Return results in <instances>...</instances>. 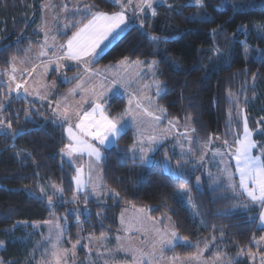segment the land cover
Masks as SVG:
<instances>
[{
	"label": "trees",
	"instance_id": "obj_1",
	"mask_svg": "<svg viewBox=\"0 0 264 264\" xmlns=\"http://www.w3.org/2000/svg\"><path fill=\"white\" fill-rule=\"evenodd\" d=\"M43 1L0 0V67H7L12 56L23 55L39 41L37 25ZM86 3L93 6L92 11L118 9L114 0ZM255 25H262L259 33ZM262 33L264 0H203L198 8L191 0H169L145 11L94 64H110L124 57L155 59L163 87L158 101L168 119L191 120L196 146L210 137L229 138L240 129L230 119L234 103L229 94L241 100L250 125L264 129ZM73 81L57 82L56 91ZM106 104L111 114H117L125 99L114 94ZM0 110L11 125L0 133V264L37 263L34 236H28V230L16 222L43 220L50 213L62 215L75 207H80L78 215L61 218L66 224V240H78L85 233L114 234L121 209L137 205L148 207L153 217L168 215L178 233L192 241L176 243L167 249L172 253H194L205 245L206 256L259 248L252 240L264 227L257 225V214L249 213L256 208L249 212L234 209L235 198L221 187L206 181L197 186L191 168L182 169L179 175L167 171L164 155L170 150L169 142L158 147L148 164H141L129 150L135 134L127 128L115 146L103 150L101 187L106 194L94 198L86 192L87 199L79 194L77 201H70L75 166L61 157L67 138L62 125L49 118L48 105L10 95L0 84ZM256 137L263 138L261 134ZM22 154L28 163L21 160ZM41 185L49 191L43 192ZM53 186L62 189L60 196L50 190ZM180 188L187 189L194 215L176 196ZM52 198L56 200L49 204ZM76 217L80 218V232Z\"/></svg>",
	"mask_w": 264,
	"mask_h": 264
},
{
	"label": "rangeland",
	"instance_id": "obj_2",
	"mask_svg": "<svg viewBox=\"0 0 264 264\" xmlns=\"http://www.w3.org/2000/svg\"><path fill=\"white\" fill-rule=\"evenodd\" d=\"M168 1L153 0L152 7L154 4L167 3ZM191 2L196 5L195 0H191ZM140 3L141 0H121L119 4L116 3L118 9L113 12L123 10L126 17L125 23L109 37V40L101 44L100 49H97L98 55L94 56L90 63L68 59L60 60L58 62L64 64L65 67L57 72L55 70L56 63H49V61H54L56 57L64 55L66 48L61 49L60 45H66L69 37L83 27L91 19L92 13L97 11L90 9V11L85 12V7L91 6L90 3H86V0H44L41 4V18L37 25L41 35L39 41L28 46L23 55L12 56L7 67H0V84L4 85L5 90L10 95L19 96L42 105L47 104L49 118L61 124L64 129L67 138L66 145L71 143L65 131L69 124L67 121H62L60 117V113L63 112L65 106L75 108L77 104L84 102L83 108L80 109L82 113L83 111H90L95 102L107 105L106 102L109 97L114 94L122 95L125 99L122 110L117 114H111L106 106V113L111 117H119L126 108L130 109L129 115L125 117L128 121L126 129L131 128L135 134V155L138 162L140 141L143 140V146L147 148L148 136L163 137L157 148L161 144L166 142L168 144L169 142L170 147L168 148L170 150L166 151L164 155L167 171L171 168L176 173L173 175H179L182 169L185 168L195 170V184L197 186H202L203 182L206 181L210 186L221 187L225 193L235 198L236 207L234 206V209L238 208L241 211L249 212L256 208V210L249 213L257 214V225L264 227V224L260 221V212L264 211V205L252 202L246 193L239 188V176L235 171V161L230 155L235 148L234 141L243 132L245 118L249 129L253 131V139L258 145L253 150L254 155L264 152V129L262 125L257 128L250 125L244 105L237 96L229 94L234 103V108L230 112V119L237 122L240 129L235 131L229 138L210 137L194 146L195 139L191 120L168 119L166 110L158 101L161 93L157 92L155 85V81H160L156 75L158 66L155 64L152 68L149 67L153 61H156L155 59L141 60L124 57L110 64H94L96 59L106 51L121 33L132 24L137 23L145 11H151L152 7L149 8L147 5H144V10L141 11ZM86 14L90 16L85 19ZM66 25L71 26L66 27ZM73 26L75 29L69 36L65 37V33L69 32V29ZM140 27H142L141 24ZM254 28L259 33L263 27L262 25H255ZM262 34L264 35V33ZM41 52L44 55H41ZM84 59L87 61V58ZM135 61L142 63L137 65L133 63ZM45 66H47V71H45ZM73 79V83L66 89L56 91L57 82H69ZM17 84L23 85L18 91L16 90ZM77 84H80L81 87L77 88L75 92H71L70 90L74 89ZM24 88H27V91H24ZM93 89L95 94L92 92ZM100 92H103L104 95L97 99ZM129 100H132L131 105H129ZM137 102L141 107H136ZM161 109H163V113ZM145 110L153 115H147ZM154 116H162V119L156 121L153 119ZM133 117L135 118L133 119ZM0 121H3V124H0V133L6 132L9 126L4 120L1 110ZM76 122H78V118L73 116L71 121L73 128ZM257 134H261L263 138H257ZM224 141H228L231 148L225 147ZM92 142L99 147L98 142ZM62 150L61 157L63 159H70L76 170L82 169L81 177L84 182L81 187H78L74 179V192L69 200L77 201L79 194L84 195L86 192L88 196L94 198L105 195L106 190L103 193L101 187L103 184L102 173L99 174V178L95 175L98 168H101L102 172V165L99 167L101 161H97L95 157L86 152L82 154L74 153L72 156H68L65 146ZM103 150L104 148H101L102 155ZM220 152L229 153V155L222 157L217 154ZM152 154L149 153V162L152 159ZM21 156L20 158L24 163L30 161L23 159L25 155L22 154ZM225 167L231 171V178L223 171ZM76 176L77 173L74 177ZM232 185L235 186V190H233ZM57 188L61 189L53 186L50 190L60 196L62 191L57 192ZM40 189L43 192L49 191L43 185L40 186ZM176 196L194 215V208L187 194V189H178ZM84 199H87V196L84 195ZM51 200L54 201L56 198ZM123 208L119 212V227L114 234L96 235L85 233L80 235L78 240L65 239L66 224L61 221V218L69 213L78 215L80 207L68 208L66 213L62 215L50 213L43 220L18 221L16 225H22L28 230V236H34L33 245L37 254L36 264H49L51 252L56 249L67 250L63 254L62 264H235L237 261H241L239 264H264V240L261 239L264 237V232L252 240L253 244L259 247L258 249L240 250L235 254L216 251L211 256H206L205 245L197 252L180 255L167 249L176 243H184L182 239L174 241L172 246L164 248H160L158 244L154 243L159 239V234H170L171 231H176L178 236L183 238L169 221L168 215L153 217L149 214L148 207H138L137 205H125ZM75 222L79 231L81 229L80 218L76 217ZM57 224L61 227L57 228ZM191 242L188 239V243ZM53 245L56 246V249L52 247ZM73 245H75L74 249ZM141 253L145 254L142 258ZM197 256L198 259H195L194 257Z\"/></svg>",
	"mask_w": 264,
	"mask_h": 264
},
{
	"label": "snow or ice",
	"instance_id": "obj_3",
	"mask_svg": "<svg viewBox=\"0 0 264 264\" xmlns=\"http://www.w3.org/2000/svg\"><path fill=\"white\" fill-rule=\"evenodd\" d=\"M117 4L121 2V0H115ZM153 0H141L140 10H144V5H147L149 8L152 7ZM195 4L198 7L203 6V0H195ZM93 6H86L85 12L90 11ZM125 14L124 11L113 12L111 14L97 11L92 13L91 19L83 25V27L79 28L77 32H74L71 37L65 44H61L60 48L65 49L63 56L56 57V60H50L49 63H56V71L59 72L60 69L65 67L64 64L59 63L58 61L63 59L75 60L81 62L90 63L92 58L96 55L97 49H100L101 44L105 41L109 40V37L116 32L117 29L120 28L122 24L125 23ZM71 25H66V27H70ZM151 39H158L156 36H152ZM41 55H44L41 52ZM84 58H87L85 61ZM134 64L139 65L140 61L133 62ZM157 61H153L152 64L149 65L152 68ZM15 71V70H14ZM45 71H47V66H45ZM31 75V73H29ZM14 79V77H13ZM114 83H116L114 81ZM155 85L157 87V92L162 91V82L155 81ZM23 87L21 84L16 85V90H20ZM81 85L77 84L74 89L70 90L71 92H75L77 88H80ZM24 91H27V88H24ZM93 94H95V90H92ZM104 93L100 92L97 96V99L103 97ZM83 103L81 102L75 106V108L71 106H65L62 113H60V117L62 121H67L69 126L65 129L68 134V137L71 143L65 145V149L67 150V155L72 156L74 153H88L90 156L95 157L97 161L102 159V151L101 148L107 150L109 145L115 146L116 141L126 133V126L128 124L127 117L129 115L130 109L126 108L119 117H111L106 113V105L100 102L93 103V107L90 111H83L81 113L80 109L83 108ZM132 104V100H129V105ZM136 107L139 108L141 105L139 102L136 103ZM146 114L152 116L151 112L145 110ZM163 113V109H161ZM76 116L78 118V122L75 123L74 128L72 126V117ZM135 117H133L134 119ZM154 120L160 121L162 116H154ZM171 123V121H170ZM0 124H3V121H0ZM11 127V125H9ZM195 131L194 129L192 130ZM14 134V133H13ZM163 139L161 136H148V147L145 148L143 146V140L140 141L139 148V162L141 164H146L150 160L149 153H154L158 150L157 145ZM92 141L98 142L99 147L96 143ZM210 142V141H209ZM234 151L231 152V158L235 161V171L239 176V188L246 193L247 197L250 198L252 202H258L261 205H264V152H261L259 155H254L253 150L258 147L253 139V131L249 129L247 119L244 120L243 132L239 135L235 141ZM136 141L133 142V146L129 149L133 152V159H137L136 153ZM224 146L227 148H231L228 141H224ZM64 151V150H62ZM222 157L225 155H229V153H217ZM77 176L74 177L76 180L77 186L81 187L83 185V180L81 177L82 169H77ZM225 173L228 174L229 178H231V171L225 167L223 169ZM171 174H176L174 170L169 169ZM233 190H235V186L232 185ZM57 192L62 191V189L57 188ZM53 203L50 199L49 204ZM143 211V210H141ZM260 221L264 224V211L260 212ZM57 228L61 226L59 224L56 225ZM62 231V229H61ZM59 239V237H57ZM183 240L184 243H188L187 237H179L176 231H171L170 234H159V239L155 241V244H158L160 248L172 246L174 241ZM264 240V237L261 238ZM199 240V238H198ZM2 243V242H0ZM56 249V246H52ZM198 247V242H197ZM75 245H73V249ZM67 250L56 249L51 252V257L49 264H62L63 254ZM202 251V250H201ZM141 258L145 255L141 253ZM198 259L197 257H194Z\"/></svg>",
	"mask_w": 264,
	"mask_h": 264
},
{
	"label": "crops",
	"instance_id": "obj_4",
	"mask_svg": "<svg viewBox=\"0 0 264 264\" xmlns=\"http://www.w3.org/2000/svg\"><path fill=\"white\" fill-rule=\"evenodd\" d=\"M102 149H103V148H102ZM64 159H65V158H64ZM65 160H67V161H69V162H72L70 159H65ZM100 161H101V159H100ZM100 165H101V164H99V167H100ZM100 169H101V168H98V169L96 170V174H95L96 177H98V178H99V174L102 173ZM76 173H77V171H76V168H75L74 176H75ZM86 174H87V173H86ZM89 176H90V175H89ZM73 181H74V177H73ZM126 207H128V206H126ZM138 207H145V206H138ZM123 209H124V208H123ZM123 209H122V210H123ZM142 209H143V208H142ZM145 209H146V208H145ZM143 211H144V210H143ZM145 211H146V210H145ZM146 213H147V211H146Z\"/></svg>",
	"mask_w": 264,
	"mask_h": 264
}]
</instances>
